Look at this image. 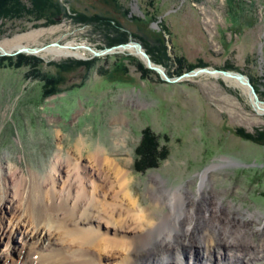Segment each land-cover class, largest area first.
<instances>
[{
	"label": "rangeland",
	"instance_id": "374dc122",
	"mask_svg": "<svg viewBox=\"0 0 264 264\" xmlns=\"http://www.w3.org/2000/svg\"><path fill=\"white\" fill-rule=\"evenodd\" d=\"M56 1L60 10L54 11L51 23L22 12L31 9L30 0H23L19 15H2L0 42L43 29L34 41L22 45L41 48L74 42L103 51L134 43L149 50L156 58L151 61L171 79L200 68L237 72L249 79L264 101V0ZM118 38L125 43L109 44ZM86 54L54 58L0 53V264H21V255L39 243L47 244L50 236L40 233V237L26 227L20 212L13 213L14 176L21 169L25 176L45 177L55 160L65 157L81 139L84 156L102 148L129 173L131 194L138 206L148 208L143 212L150 216L148 228L169 211L153 206V191L188 186L194 193L200 172L212 164H227L210 171L198 215L188 213V218L177 221L181 239L175 237V246L166 245L153 257L170 254L175 264L207 262L199 254L202 247L196 245L199 237L189 240L184 229L190 226L199 233L194 224L211 214L206 225L219 217L233 232L239 230L238 253L247 238L252 241L248 244L263 243L264 144L237 132L264 131V113L256 111L246 93L208 74L168 82L141 56L128 51ZM80 165L90 166L87 158ZM53 173L56 187L60 186L66 171L60 167ZM95 178L86 176L87 189ZM219 203L220 214L212 209ZM108 227L103 224L94 230L108 241H129L140 233L126 228L115 234ZM146 228L141 223V229ZM51 241L54 249L63 247ZM101 254L99 264H118L123 253ZM221 256L215 252L209 262L215 264Z\"/></svg>",
	"mask_w": 264,
	"mask_h": 264
},
{
	"label": "bare ground",
	"instance_id": "6f19581e",
	"mask_svg": "<svg viewBox=\"0 0 264 264\" xmlns=\"http://www.w3.org/2000/svg\"><path fill=\"white\" fill-rule=\"evenodd\" d=\"M44 31L43 29L35 30L1 41L0 53L10 52L13 48L18 49L26 46L22 43L34 41ZM83 46L85 45L74 42L57 43V45L46 46L37 53L48 54L54 58H84L88 50H84ZM121 49L134 54L137 53V46L131 43ZM89 53L91 52L89 51ZM209 76L222 78L238 86L247 93L250 103L256 111L259 114L264 113V106L257 105L258 102L247 91L243 80L230 79L218 73ZM83 146V140H78L73 149L66 151L65 157H59L55 160L50 172L41 179L34 174L25 176L21 169L18 172L20 174L14 176V191H12L16 207L13 213L19 214L20 212V217L26 219V227H32L39 236L40 233L50 235L47 244L42 245L39 243L35 246L36 249L29 250L27 254L20 253V255L24 254L21 255L20 263L99 264V261L103 258L101 252L114 251V253L119 254L118 256L121 252L123 253L119 257L120 262L118 264H175L170 260V254L167 256L164 254L165 257H153L156 254L155 251L166 248V245L175 246L173 244L175 237L181 239L177 235L179 234L177 221L180 223L185 216L187 217L188 213L191 214V217L198 215L197 205L203 200L205 189L208 187L206 183L210 171L227 164H212L200 172L198 174V187L194 193L188 186H178L175 189L163 187L153 191L152 201L157 205L153 206L158 208L166 206L169 211L160 216L152 228H148L150 226L148 222L150 216L147 212L143 213L148 208L138 206L137 200L131 194L129 173L118 160L111 157L102 148H95L94 151L84 156ZM84 158L88 159L89 167H81L80 160ZM60 167L66 171V178L63 179L60 186L57 185L60 189L59 187L55 189L57 188V179L53 172L56 173ZM86 176L88 178L96 176V180L93 179L95 181L90 182L91 189H87L89 179L87 180ZM153 179L159 181V176H154ZM97 182H100V184ZM162 183L161 181L160 184ZM190 201L194 202H192L193 205ZM220 206L219 203L212 209L220 214ZM189 208H192V211ZM209 211L210 208L205 209V213L209 214ZM211 216L213 214L209 218ZM215 216H218V214ZM247 216L252 217L253 215L249 214ZM209 218L205 216L202 221L194 224L193 228L199 233L194 234L190 226L184 229L188 232L186 237L189 240L196 236L199 237L196 245L202 247V251L199 253L196 250V253H199L201 257L204 255L203 259H206L207 262L197 264H212L209 261L215 252H220V255H222L221 260L215 264H258L259 261L264 263V242L252 245L248 244L252 241L247 238L246 246L242 248V252L238 253L239 251H237L235 245L242 240L241 235L239 239V235L237 236L239 230L233 232L229 225L224 226L223 222L221 224L219 217L206 225L204 222ZM141 223H144L147 228L141 229ZM103 224L110 226L108 228L113 229L115 234L126 228L130 231H135L137 228L140 233L129 241L120 239L108 241L103 235L98 236L96 230H94L103 226ZM240 233L242 234L243 231H240ZM51 239L61 243L63 247L54 249ZM36 244L38 243L36 242ZM55 245L57 244L54 243ZM94 246H97L98 249L93 250ZM220 249L224 250V253ZM45 251L46 254L42 253ZM149 253L151 254L150 258ZM145 255L148 256L144 257ZM196 256L197 259L200 258L198 254ZM140 257L142 258L139 260ZM14 262L19 263L16 259H13Z\"/></svg>",
	"mask_w": 264,
	"mask_h": 264
},
{
	"label": "water",
	"instance_id": "95a60500",
	"mask_svg": "<svg viewBox=\"0 0 264 264\" xmlns=\"http://www.w3.org/2000/svg\"><path fill=\"white\" fill-rule=\"evenodd\" d=\"M131 44H134V43H131ZM53 45H57V43H52L50 44V46H53ZM137 46V53L139 56L142 57V59L144 60L146 66L154 71H156L158 74L162 75L163 78L168 81V82H175V81H178L182 78H186V77H192V76H196V75H199V74H208V75H212V74H221V75H224L230 79H239V80H243L244 81V84L246 86V89L247 91L255 98V100L258 102V104H261L264 106V101H260L257 97V94L253 88V86L250 84L249 82V79L241 74V73H237V72H232V71H224V70H216V69H209V68H200V69H196V70H193L191 72H187V73H184L176 78H173L171 79L167 74L166 72L158 65L154 64L149 55L138 45V44H134ZM123 46L125 45H119L117 47H113V48H109L107 50H103V51H95L93 50L92 48L88 47V46H83L84 50H88L91 52V55L92 56H104L106 54H115V53H119V52H123L124 50L121 49ZM45 47H41V48H37V47H26V46H22L21 48H18L16 49L14 52H2L1 54L2 55H8V56H14V55H17V54H20V53H28V54H35L37 53L38 51L44 49ZM247 95V93H246ZM248 96V95H247ZM249 98V96H248Z\"/></svg>",
	"mask_w": 264,
	"mask_h": 264
},
{
	"label": "trees",
	"instance_id": "16d2710c",
	"mask_svg": "<svg viewBox=\"0 0 264 264\" xmlns=\"http://www.w3.org/2000/svg\"><path fill=\"white\" fill-rule=\"evenodd\" d=\"M152 1V0H150ZM31 9L23 10V0H0V17L8 16L10 14L16 15L22 12H25L27 15L38 17L39 19L45 20L47 23H51V17L55 16V12L60 10V7L56 0H30ZM18 10H17V9ZM56 10V11H55ZM55 11V12H54ZM19 15V14H18ZM17 15V16H18ZM125 43L123 38H118L114 42H110L109 44H121ZM147 54H149L152 61H156V58L150 53L149 50L145 49ZM19 56V55H18ZM238 135L244 137L247 140L264 144V131H257L255 134L243 135L240 132H237Z\"/></svg>",
	"mask_w": 264,
	"mask_h": 264
}]
</instances>
